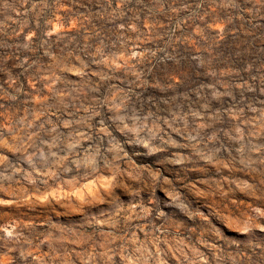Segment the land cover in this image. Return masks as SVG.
Wrapping results in <instances>:
<instances>
[{
	"label": "rangeland",
	"instance_id": "rangeland-1",
	"mask_svg": "<svg viewBox=\"0 0 264 264\" xmlns=\"http://www.w3.org/2000/svg\"><path fill=\"white\" fill-rule=\"evenodd\" d=\"M62 1L0 0V264H264V0Z\"/></svg>",
	"mask_w": 264,
	"mask_h": 264
},
{
	"label": "trees",
	"instance_id": "trees-1",
	"mask_svg": "<svg viewBox=\"0 0 264 264\" xmlns=\"http://www.w3.org/2000/svg\"><path fill=\"white\" fill-rule=\"evenodd\" d=\"M111 2H110V6H111V8H116L117 7V1L116 0H110ZM71 3V5L73 6V7H77V6H75V2L76 3H81V4H85L84 2H83V0H63L61 3ZM105 2V1H104ZM104 5H106V2L104 3ZM87 8L89 9V12L90 13H93V12H95L98 8H97V6L96 5H94V4H91L90 3V5H87ZM125 8V7H124Z\"/></svg>",
	"mask_w": 264,
	"mask_h": 264
}]
</instances>
